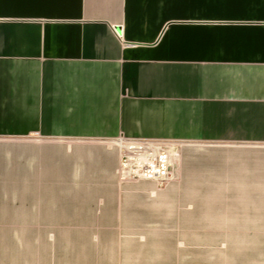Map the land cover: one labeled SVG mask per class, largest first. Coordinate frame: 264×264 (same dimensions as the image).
<instances>
[{
	"label": "crops",
	"instance_id": "0c3cea01",
	"mask_svg": "<svg viewBox=\"0 0 264 264\" xmlns=\"http://www.w3.org/2000/svg\"><path fill=\"white\" fill-rule=\"evenodd\" d=\"M0 264H264V0H0Z\"/></svg>",
	"mask_w": 264,
	"mask_h": 264
},
{
	"label": "built area",
	"instance_id": "2783aa9c",
	"mask_svg": "<svg viewBox=\"0 0 264 264\" xmlns=\"http://www.w3.org/2000/svg\"><path fill=\"white\" fill-rule=\"evenodd\" d=\"M173 151L168 144L153 140H130L119 172L163 185L173 177Z\"/></svg>",
	"mask_w": 264,
	"mask_h": 264
}]
</instances>
